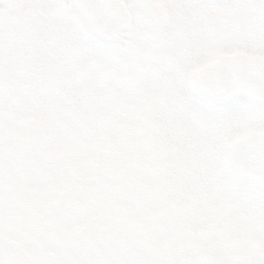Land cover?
I'll return each mask as SVG.
<instances>
[{"label":"rangeland","instance_id":"obj_1","mask_svg":"<svg viewBox=\"0 0 264 264\" xmlns=\"http://www.w3.org/2000/svg\"><path fill=\"white\" fill-rule=\"evenodd\" d=\"M93 99L153 121L157 210L88 196L137 156ZM0 264H264V0H0Z\"/></svg>","mask_w":264,"mask_h":264},{"label":"trees","instance_id":"obj_2","mask_svg":"<svg viewBox=\"0 0 264 264\" xmlns=\"http://www.w3.org/2000/svg\"><path fill=\"white\" fill-rule=\"evenodd\" d=\"M91 101L98 104L91 102L93 106L84 109L88 121L80 124L84 126L85 123H88L86 124L88 125V151L91 152V146L95 147L99 143L97 151L100 149L101 152L102 147L113 143L115 139H119V136L122 135L121 139L125 138L128 140L127 143H125L128 149L130 151L133 149V156H137L131 160L130 164L127 163L126 167L116 168L108 178L102 177L94 180L97 176L92 177L91 182L88 183V196L91 199L100 196L99 201L107 200L108 196H112L119 198V201H122L125 205L129 204L131 200H135L136 205H138L137 214L141 212L145 213L147 207L152 209L154 207L157 210L160 208L161 202L159 201H161V199L158 200L157 204L155 203V199H149L158 194L157 183L158 187H160L159 184L163 181L164 174H161L162 168L157 167L155 157L151 152L150 142L155 127L153 129L151 125L153 121L146 119V109L143 107L139 110L134 109V107L122 108L120 105L108 107L107 104H100L101 102H98L99 99H93ZM126 114L127 117H129V121H125L128 119H117V117H125ZM138 115L142 116L140 119L141 121L136 119ZM130 118L132 120H130ZM92 119L95 120L92 121ZM73 125V123L69 126L65 124L68 131L64 132L68 133L74 130ZM77 128L81 130L82 126H78ZM64 132H62V134H64ZM140 148H143V152L139 151ZM97 151L91 152L92 155L97 154L99 156ZM137 152H142V154H136ZM124 188H126L128 192L123 196H118L117 191L120 190L121 192ZM132 190L135 191L133 196L131 195ZM137 226L138 225H136L135 228H137ZM114 249L116 251L113 256L109 254L110 257L107 259L108 262L110 260L116 261L124 254V252L122 253L120 249H118V245L115 246ZM128 260L137 262L138 259H136L134 255Z\"/></svg>","mask_w":264,"mask_h":264}]
</instances>
